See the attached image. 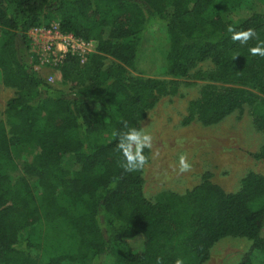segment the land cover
<instances>
[{
  "label": "trees",
  "instance_id": "1",
  "mask_svg": "<svg viewBox=\"0 0 264 264\" xmlns=\"http://www.w3.org/2000/svg\"><path fill=\"white\" fill-rule=\"evenodd\" d=\"M51 23L95 42L84 64L67 55L59 66L67 89L29 57L27 32ZM153 24L165 29L169 76L214 64L197 73L205 82L184 123L214 125L246 105L264 138V57L249 53L255 38L241 44L227 32L252 28L264 40V0H0V82L14 89L0 121V264H203L220 239L237 236L264 252L263 174L225 192L205 173L190 190L148 199L142 170L119 166L113 132L127 131L124 121L140 129L176 90L128 75ZM12 147L35 153L20 166ZM251 156L264 159V141ZM238 264H254L250 253Z\"/></svg>",
  "mask_w": 264,
  "mask_h": 264
},
{
  "label": "rangeland",
  "instance_id": "2",
  "mask_svg": "<svg viewBox=\"0 0 264 264\" xmlns=\"http://www.w3.org/2000/svg\"><path fill=\"white\" fill-rule=\"evenodd\" d=\"M27 34L30 35V31ZM166 50L164 27L151 25L144 36L137 69L128 71L129 76L159 77L176 85L175 93L161 96L141 120L140 129L153 137L148 164L142 169L145 196L154 199L163 190L183 193L200 184L205 173H209V180L225 192L238 190L241 179L248 172L264 175V159L251 156L260 149L264 138L254 128L246 105L214 125L204 126L196 119L184 123L190 101L198 97L205 82L197 73L214 64L210 60L201 61L187 75L171 77L165 71ZM112 61L108 58L106 63ZM50 71L45 67L40 75L44 78ZM59 81L57 78L51 85L67 89ZM13 95L14 89L0 82V121L5 120L6 102ZM34 153L35 149L12 147L13 158L20 166ZM180 154L187 155L190 171L179 172ZM250 248L251 241L245 237L222 238L212 247L209 259L203 264H238L249 253L254 264H264V252L250 251Z\"/></svg>",
  "mask_w": 264,
  "mask_h": 264
},
{
  "label": "built area",
  "instance_id": "3",
  "mask_svg": "<svg viewBox=\"0 0 264 264\" xmlns=\"http://www.w3.org/2000/svg\"><path fill=\"white\" fill-rule=\"evenodd\" d=\"M29 31V57L33 69L41 74L43 68L49 67L51 71L44 77L49 84H53L59 78V66L67 55L76 56L79 63L84 64L89 54L95 51V42L92 39L77 37L73 33H63L57 23L34 27Z\"/></svg>",
  "mask_w": 264,
  "mask_h": 264
},
{
  "label": "clouds",
  "instance_id": "4",
  "mask_svg": "<svg viewBox=\"0 0 264 264\" xmlns=\"http://www.w3.org/2000/svg\"><path fill=\"white\" fill-rule=\"evenodd\" d=\"M227 32L231 34L232 41H239L241 44H247L249 40L255 38L257 43L248 49L249 53L252 56L264 57V40L259 39L255 29L237 31L235 26L228 25ZM123 126L127 131L113 132V136L118 137L116 149L122 155L119 166L125 172L140 171L148 164L149 158L144 154V150L152 148L153 137L143 129L129 127L126 121L123 122ZM177 142L181 143L182 141ZM178 170L180 173L191 170V164L188 162L186 154L179 155ZM175 264H184V262L182 259H176Z\"/></svg>",
  "mask_w": 264,
  "mask_h": 264
}]
</instances>
